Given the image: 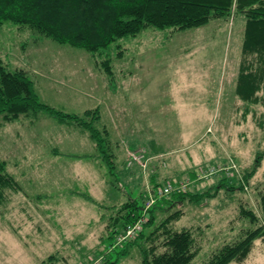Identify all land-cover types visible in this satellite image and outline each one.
Here are the masks:
<instances>
[{"label": "rangeland", "instance_id": "obj_1", "mask_svg": "<svg viewBox=\"0 0 264 264\" xmlns=\"http://www.w3.org/2000/svg\"><path fill=\"white\" fill-rule=\"evenodd\" d=\"M208 24H213L216 28L227 27L225 25L227 24L230 28L229 38L227 37L223 48L226 71L221 88L219 87L220 91L215 97L217 117L214 125L209 128L210 132L206 131L200 139H195L185 151L174 153L178 174L173 170L171 161L168 168L162 164L156 171L154 166L149 167L147 164L144 167L147 170L146 182L150 185L152 183L148 180L151 174L149 171H154L152 173L154 175L160 173L163 176L157 183L170 182V178L161 174L159 168L161 171L167 168L168 173L174 171L175 174L171 178L185 177L182 173L184 171H181L185 166L199 168L203 164L206 169L194 172L197 176L199 172L201 176L206 173L202 182L190 186L181 178L179 182L185 187L188 186L187 191L194 194L208 192L209 197L199 203L185 200L164 212L156 210L155 214V224H159L166 215L177 210L182 212L179 219L170 223V228L174 231L182 229L191 231L198 253L190 264L207 263L222 246L241 240L248 231L254 229L256 225L242 218L239 211L243 208L258 215L259 195L264 191V156L254 177L248 183L243 181L242 184V176L251 171L256 155L264 152V105L246 107L235 96L244 33L243 18L237 16L233 21L214 20ZM177 34L179 33L174 36ZM162 35L158 31L148 29L136 38L120 41L119 43L126 49L125 64L124 67L121 64L118 66L116 61V68L128 69L125 65L129 64L135 52L154 45L156 48L164 47L174 37L165 45L159 46L157 43L163 39ZM30 39L29 33L19 32L16 26L5 24L0 29L1 57L8 60L7 56L10 53V56L19 58L23 53L21 45L26 42H29L27 45L30 44ZM119 77L118 81L122 88L124 81L129 77L125 79ZM157 101L160 103L161 98L157 97ZM246 108L249 109L248 112ZM73 128L66 124L58 125L46 114H39L33 121L21 117L19 121L5 123L0 119V160L7 163V172L19 186V191L17 189L5 191V200L0 204V224L15 236L17 244L24 249L23 251L20 247L21 251L17 250L19 252L17 254L8 244V247H4L5 250L1 249L6 256L0 260L3 264L6 262L23 264V257L16 255H21L20 253L25 251L32 256L35 264H46L47 258L51 255L56 258L52 264H98L103 261V258L102 260L98 258L97 255H100L98 253L108 246V235L105 233V226H100L99 218L102 214L107 216L111 212L109 209L111 204L117 207L125 202L123 199L128 198L127 195L137 196L140 191L139 181L133 185L128 184L127 178L123 179L116 172L117 169H112L113 175H109L104 164L90 155L93 150L88 134L81 129ZM56 131L64 138L54 137L53 135L58 134ZM58 152L78 154L79 157L53 155ZM85 154L95 158L97 162L85 158L83 156ZM93 154L97 155L96 152ZM126 154L125 163L129 165L132 156L133 159L143 156V160H150L144 157L143 151ZM194 162L202 163L195 166ZM115 164L117 165V162ZM142 164L144 165L143 162L137 165L142 167ZM119 168L122 169L121 166ZM106 172L108 175H105ZM238 174L241 178L238 183H241L243 190L238 189L239 186H236L233 192L227 191L225 187L215 189L223 178L231 177L229 180L235 183L239 179ZM111 182L114 183L113 186ZM91 183L103 188L98 191L101 194L94 192ZM90 194L101 200L99 208L85 200ZM111 196L119 197V200L113 202ZM259 224L264 230V223L261 221ZM114 258L115 254L112 253L111 259ZM118 264H141L137 250L131 248L129 254L120 259ZM231 264H264V235L254 241L251 252L244 262Z\"/></svg>", "mask_w": 264, "mask_h": 264}, {"label": "trees", "instance_id": "obj_2", "mask_svg": "<svg viewBox=\"0 0 264 264\" xmlns=\"http://www.w3.org/2000/svg\"><path fill=\"white\" fill-rule=\"evenodd\" d=\"M237 16L243 18L244 33L235 96L246 107L264 105V0H0V29L5 24H11L19 32L29 33L30 43L51 41L61 47L85 51L111 93L121 89L119 76L125 79L131 75L132 58L125 65L128 69L116 68V61L118 66L121 64L124 67L125 64L126 49L120 41L136 38L141 32L152 29L163 34V39L157 43L162 46L176 33L205 26L214 20L233 21ZM27 43L21 45V50L26 48ZM39 114L48 115L59 125H72L86 132L94 145L95 157L104 164L108 174L113 175L112 169H117L123 179H128L131 171H121L120 165L115 164L118 145L110 142L99 107L72 114L43 104L27 72L12 68L8 60L0 56V119L5 123L19 121L21 117L33 121ZM263 156L264 152L256 155L251 171L242 176V184L254 177ZM125 166L130 165L126 163ZM108 174L106 172L105 175ZM229 178L220 179L215 189L225 187L233 192L239 186L238 189L243 190L238 183L240 179L233 183ZM200 181L203 177L199 175L196 182ZM170 183L177 187L180 182L170 180ZM162 184L145 185L144 196L142 193L137 198L128 195L124 203L110 207L111 212L107 216L101 215L108 232V246L100 251L103 254L98 253L104 257L97 255L99 259L103 258L100 264H118L131 248L137 250L141 264H190L194 259L198 249L191 231L170 228V223L181 217L180 210L166 215L159 224H155L156 210L164 212L185 200L199 203L209 197L208 192L194 194L187 191L190 184L184 190L157 199L140 230L130 237L125 236L141 216L148 190L146 187H150L155 194ZM16 189L19 191V186L7 172V163L0 160V204L5 200L6 190ZM85 199L100 207L91 197ZM258 211L257 215L242 208L240 216L256 227L241 240L222 246L205 264L244 262L254 241L264 235L259 224L261 221L264 223V191L259 195ZM112 253L115 254L114 259H111ZM55 260V256L51 255L46 264Z\"/></svg>", "mask_w": 264, "mask_h": 264}, {"label": "crops", "instance_id": "obj_3", "mask_svg": "<svg viewBox=\"0 0 264 264\" xmlns=\"http://www.w3.org/2000/svg\"><path fill=\"white\" fill-rule=\"evenodd\" d=\"M225 25L227 27L216 28L213 24H207L177 34L164 47L156 48L154 45L135 52L132 57V73L117 93H111L105 87L91 58L83 50L43 41L28 44L19 58L10 56V53L6 56L12 68L27 72L43 104L72 114L99 107L109 140L118 145L115 161L121 166V171H131L128 184L133 185L136 181L140 183L137 196L130 194L137 198L141 193L144 196L147 170L130 159V166H125L126 153L130 155L143 151L144 157L150 160L141 159V162L149 167L154 166V171L162 164L168 168L171 161L176 172L178 164L174 160V153L185 151L189 144L200 139L206 131L210 132L209 128L214 125L217 117L215 97L220 91L226 71L223 48L230 35L229 25ZM157 97L161 98L160 103ZM56 133L59 136L57 134L54 137L64 138L58 131ZM190 133L194 135V139L189 136ZM91 146L93 151L90 155L96 156L93 154V143ZM53 155L79 157L78 154L59 152ZM90 155L83 156L97 162L96 157L92 158ZM201 163L194 162L195 166ZM167 168L164 171L159 168V172L171 181L181 178L188 184L196 183L200 172L206 171L203 164L199 168L185 166L181 170L185 177L171 178L175 172L168 173ZM196 170L200 171L198 176L194 173ZM154 171H149L151 174L148 180L151 183L163 177L160 173L152 174ZM91 186L96 193L103 189L93 183ZM90 195L98 204L101 202L99 198ZM111 197L113 202L119 200V197ZM126 199L125 197L123 201ZM109 207H113V204ZM101 219L99 218V224L103 227ZM105 233L108 232L105 230ZM8 244L17 254L20 249L24 251L17 244L15 236L0 224V260L5 256L1 249L8 247ZM20 254L16 256L23 257V264H35L26 251Z\"/></svg>", "mask_w": 264, "mask_h": 264}, {"label": "built area", "instance_id": "obj_4", "mask_svg": "<svg viewBox=\"0 0 264 264\" xmlns=\"http://www.w3.org/2000/svg\"><path fill=\"white\" fill-rule=\"evenodd\" d=\"M132 159H133V156H132ZM141 159H142V156H139L138 158H135L133 160L136 163L141 164ZM142 167L143 168L145 167V163H144V165L142 164ZM232 169H234V168H232ZM205 175H206V173L204 174V176ZM238 177H239V179H241L239 174H238ZM146 189H148V190H147V193L145 195L146 196V200H145V203H144V207H143V209L141 211V216L139 217V220L135 223V225L132 226V228H129V230H127V232L125 234L126 237H130L131 235H133L134 232L140 230L141 226L146 222V216H147V213H148L149 209L156 203L157 199H160V198H163V197H167L168 195H170L174 191L184 190L185 186L182 183H179L177 187L176 186L174 187L170 182H167L165 184H162L156 190L155 194H153L151 192L152 190H151L150 187L149 188L146 187ZM119 239H118V241H119ZM118 241H117V243H118ZM98 261H100V260L98 259ZM98 264H100V262Z\"/></svg>", "mask_w": 264, "mask_h": 264}]
</instances>
